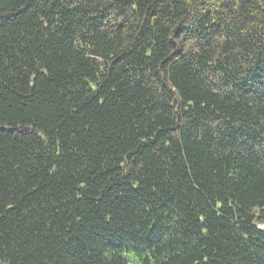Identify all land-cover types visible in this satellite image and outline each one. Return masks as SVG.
I'll return each mask as SVG.
<instances>
[{"label":"trees","instance_id":"trees-1","mask_svg":"<svg viewBox=\"0 0 264 264\" xmlns=\"http://www.w3.org/2000/svg\"><path fill=\"white\" fill-rule=\"evenodd\" d=\"M0 264H264V0H0Z\"/></svg>","mask_w":264,"mask_h":264},{"label":"rangeland","instance_id":"rangeland-1","mask_svg":"<svg viewBox=\"0 0 264 264\" xmlns=\"http://www.w3.org/2000/svg\"><path fill=\"white\" fill-rule=\"evenodd\" d=\"M132 259V258H131ZM133 262H136V260L134 259Z\"/></svg>","mask_w":264,"mask_h":264}]
</instances>
